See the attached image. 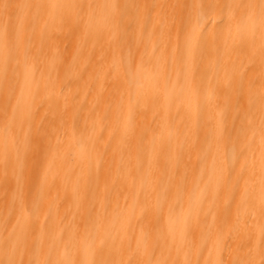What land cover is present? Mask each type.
Wrapping results in <instances>:
<instances>
[{
    "label": "bare ground",
    "instance_id": "obj_1",
    "mask_svg": "<svg viewBox=\"0 0 264 264\" xmlns=\"http://www.w3.org/2000/svg\"><path fill=\"white\" fill-rule=\"evenodd\" d=\"M151 8L148 25L158 30L148 38L128 20L148 17ZM185 25L189 34L178 39ZM179 45L189 47L190 62L174 71L171 52ZM75 60L77 70L69 71ZM175 79L183 104L171 118L172 87L166 86ZM142 84L130 121L129 92L136 95ZM214 87L217 96L204 102L210 151L199 181L191 172L196 156H203L195 149L194 101ZM226 87H241V94ZM88 88L86 109L71 133V103ZM114 105L120 108L111 114L119 121L101 125L100 114ZM41 122L45 133L38 137ZM84 125L90 127L86 139ZM241 148L248 149L244 171L228 191L226 169ZM175 149L184 154L178 163L172 161ZM39 165L43 171L35 174ZM39 177L50 189L37 216L64 225L46 237L40 231L36 262L52 251L60 262L79 264L93 245V264H148L154 257L163 259L160 264H264V0H0V264H18L12 258L24 252L22 245H35L29 237L18 239L28 220L14 211L17 196L33 191ZM207 177L212 182L204 193L181 205V196ZM87 182L93 192L86 191ZM90 200L99 203L88 210ZM12 209L15 238L6 245L2 226ZM88 212L85 229L79 221ZM229 212L234 220L221 222ZM41 222H34L37 232ZM200 234L204 243L197 242ZM108 240L115 245L102 256Z\"/></svg>",
    "mask_w": 264,
    "mask_h": 264
},
{
    "label": "rangeland",
    "instance_id": "obj_2",
    "mask_svg": "<svg viewBox=\"0 0 264 264\" xmlns=\"http://www.w3.org/2000/svg\"><path fill=\"white\" fill-rule=\"evenodd\" d=\"M124 7H125V5H124ZM153 16H154V10L151 8L150 12L148 14V17H141L140 18L141 20H137V21H134V18H133L130 21L128 20V24L130 25V27H133L136 24H139L141 32L144 34V36L150 38L154 34H156V31L158 30L156 27H154V26L152 27V26L148 25V21H150ZM188 31H189V29H187V26L186 25L183 26L182 29L178 32V35H179L178 39L183 38L187 33L189 34ZM125 36H126V34H125ZM141 47L142 46L139 45L137 47V49L140 50ZM148 47H149V45H148ZM135 51H136V49H135ZM135 51H134L133 55L135 54ZM188 53H189V47L187 45H182V46L179 45L173 52H171V58H173L177 62V66L174 67V71L177 70V67L179 64H181V63L188 64L190 62V57H189ZM131 56H132V54H130V57ZM126 57H128V56H126ZM154 65L158 66L159 61H156V63ZM76 66H77V62L75 60V61H73V63L70 64V66H66V67L69 69V71H76L77 70ZM89 69H90V65H86V66H84V68L82 70L84 72H86ZM122 71L124 72L123 77H125V75L127 73V65H125L124 62L122 64ZM245 74H246L245 70H239V75L241 77H243ZM84 79H87L88 82H90L89 76H86ZM34 80L36 81L37 79H34ZM70 84L72 85V82H70ZM145 87H146L145 84H142L140 86L139 90H137L138 92L136 93V95H134L132 93V91L129 92V102H130V111H129L130 112L129 113L130 119L129 120L130 121H131V118L136 113L137 106L140 102V94H141L142 90H144ZM166 87H172L173 100L170 101L171 102L170 116L172 118V117L177 116L180 113V109H181L182 104H183L182 96H181V93L179 90V88H180L179 80L175 79L174 82L172 83V85L170 83H168V85ZM100 89L104 90L105 88L102 87ZM218 91H219V89L214 87L213 89H210L208 92H202L200 94V96L197 97L196 100L194 101L195 122L197 123V127H198V131H197L198 137L196 138L195 149L200 148L201 149L200 152L203 154V156H199V155L196 156L195 162L193 164V169L191 170V172L193 171L192 172L193 177L195 179H198L199 181H202V177L204 176L203 168L206 165L205 155H207L210 151L209 144L207 143L206 129L203 128V126H202V123L206 117V110H205L204 102L206 101V98L209 95H210V97H212V99L215 98L218 94ZM241 91H242L241 87H239V88L237 87L236 89L226 87L227 93L232 92L235 95H240ZM36 92H37V90L33 91V93H36ZM90 92H91L90 88L86 89L84 92L79 94V95H81V97L79 96V98H77V99L75 97L71 103V107H73V109L75 111V114L73 117L74 119H72L73 125L71 128V133L75 132L76 124L80 119L81 113L83 112V110L86 109V100H87ZM36 106L38 107L37 108L38 110H41L40 109L41 106H39V105H36ZM118 108H120V107L116 106V105L110 106V108L108 109V112L100 114V117H99L100 118V124L105 125L108 123H117L119 121L118 114L113 113L114 114L113 115V114H111V112L112 111L117 112L119 110ZM92 112H94V109H92ZM35 113H37V111ZM11 120H12V118H11ZM222 121L223 120H221L220 124H223ZM31 123L28 124V126H29L28 131L30 130L29 133L31 131L34 132V129H35L34 123H32V124ZM171 128L174 130V128H175L174 123L171 124ZM89 129H90V127L87 125H84L81 127V136L84 137L85 139L88 136ZM203 129H204V131H202ZM3 130L6 131V129H3ZM220 130L223 133L226 132L224 125H221ZM178 132H179V130H178ZM44 133H45V131L43 130V123L41 122L39 124V127L36 128V135L39 137L40 135H42ZM242 135H244L246 137L247 141L252 139V134H248L247 131H244V133H242ZM28 136H30V135H28ZM232 136L234 137L233 133H232ZM110 137H112V140L114 139L113 136H110ZM232 139H234V138H232ZM87 140H89V139H87ZM137 142L140 143V137L138 138ZM106 143L107 144L111 143V138H107ZM30 146H31V143H30ZM93 150H94V146H91L88 149L87 154L90 155L93 152ZM173 153H174V155H173L172 161L174 163H178L184 158V154L180 150L175 149ZM225 157L227 158V155H225ZM247 157H248V149L247 148H241V149L237 150V152L235 153L234 163L227 167L226 175H227V190L228 191H229V189H233V188L236 189L237 188L236 182H238L240 180V178L242 177V173L244 171L243 163L247 160ZM39 158L41 160V158H42L41 154H39L36 159H34V160L32 159V161H30V164H31L30 166L32 167L33 165H35V163H37ZM149 158H150V156H149ZM149 158L145 159V161H144L145 164L149 160ZM90 167L91 166L89 165L88 168L91 169ZM42 171H43V167H42V165H39L37 170L35 171L36 172L35 174H41ZM186 175H188V171H186ZM43 179L44 178L39 177L37 187H35L33 191H29V192L26 191V193L24 195L19 194L16 198V201H15L16 211H14L16 213H14V214L23 215L22 217H24L26 220H28L27 222L22 223V228H24V231H23V233H21L17 237L20 240L25 239L26 237H29L30 241L34 240L35 245H33L30 242L26 245H22L24 247V252H20V253L15 254L12 259H16L18 257L19 258L18 264H50V263L69 264V261H67V260L60 262V261H58L57 257H52V256H54V255L51 256L52 251H49L45 255V257L43 258L41 263L36 262V260H39V257H40V250L38 249L40 239L42 237L48 236L50 233L53 234L55 231H57L60 227L62 228L64 225V224H62V225L58 226L57 220L53 221L52 223H47L46 221L40 220L43 217H41L40 214L37 216V214L35 212V208L37 207L38 203H40V201H41V203H43L44 199H46V200L48 199V196L46 194L48 193L50 186L48 185V180L46 178L44 180ZM211 182H212L211 179L209 177H207V179H205L203 181V184L199 183V185L194 186L191 189V191L188 192L185 196H181L180 204L182 205V203H185L187 205H190L193 202L194 196L196 194H203L204 193V191H205L204 185H210ZM85 187H86V191H88V192L94 191L93 190L94 186L91 182H87ZM181 188L183 190V183H181ZM229 200L230 199H228V201ZM56 202H58L57 197H55V200H54V203H56ZM98 203H99V200L88 201L87 209L91 210V208H94V206H96ZM228 207L231 208L232 205H229ZM52 208L53 207H51L50 209H52ZM172 208H173V206H172ZM203 209L206 210L205 204H204ZM9 210H11V209H9ZM9 210L7 212L10 213V215L6 217L4 224L2 226L3 227L2 229L5 233L3 236V242L6 245L10 244L13 241V238H15V232L12 231V224H11L12 222H14L13 214H11V213H13V209L11 212ZM208 210H210V209H208ZM71 212H72L71 208H69V207L66 208V213H69V215H70ZM174 212H175V210H170L168 212V214H173ZM89 214L90 213L88 212L85 215V217L79 221V224L83 225V226H81L82 228H85V229L87 228V226H88L87 223H88V221H90V215ZM50 215H53V214H50ZM133 220L136 221V223H139L140 218L138 219L135 216L133 218ZM230 220H234V214L231 212L226 213L223 216H221V222L222 221H230ZM40 221H42L41 222L42 227H39V229H37L38 230V232H37L35 229L36 224L34 222L40 223ZM131 223H133V222H131ZM226 223H229V222H226ZM16 226H18V225H16ZM40 231H42V233H44V236H42V237L40 236L41 235ZM205 238H206L205 235L200 234L198 236L197 242L200 241V242L204 243ZM108 241H109V244H108ZM108 241H106V243L104 242L105 244L103 243V245H101L102 248H100L99 251L101 252L102 256H106V255L110 254L112 247L115 245L114 240H108ZM220 241L224 245V239L222 238ZM60 246H61L60 251L62 252V250H63L62 243H60ZM27 248H28V250H26ZM92 248H93V245L86 247L83 250L79 264H93L95 259L93 258L94 249H92ZM132 251H133V248H130L129 253L127 254V261L130 260V258H131L130 255H131ZM12 255H13V253H12ZM36 256L38 258L34 259ZM10 257H12V256H10ZM106 260H107V258H106ZM161 261L163 263V259L160 258V259L156 260L154 257L149 261L148 264H160ZM1 264H6V263L4 261H2ZM103 264H113V263L109 262V261H105ZM127 264H129V263H127Z\"/></svg>",
    "mask_w": 264,
    "mask_h": 264
}]
</instances>
